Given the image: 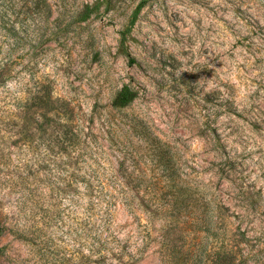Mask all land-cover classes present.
<instances>
[{"label":"rangeland","instance_id":"rangeland-1","mask_svg":"<svg viewBox=\"0 0 264 264\" xmlns=\"http://www.w3.org/2000/svg\"><path fill=\"white\" fill-rule=\"evenodd\" d=\"M0 228V264H264V0H0Z\"/></svg>","mask_w":264,"mask_h":264},{"label":"trees","instance_id":"trees-1","mask_svg":"<svg viewBox=\"0 0 264 264\" xmlns=\"http://www.w3.org/2000/svg\"><path fill=\"white\" fill-rule=\"evenodd\" d=\"M135 97H136V92L129 85H123L122 88L116 94L114 100L112 101V105L114 106L127 105L128 103L133 101Z\"/></svg>","mask_w":264,"mask_h":264}]
</instances>
